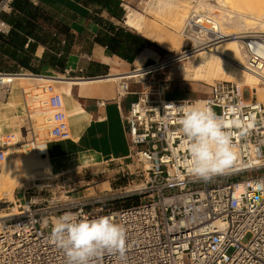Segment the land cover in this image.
I'll use <instances>...</instances> for the list:
<instances>
[{
  "label": "built area",
  "instance_id": "built-area-1",
  "mask_svg": "<svg viewBox=\"0 0 264 264\" xmlns=\"http://www.w3.org/2000/svg\"><path fill=\"white\" fill-rule=\"evenodd\" d=\"M12 2L0 1L2 36L11 31L1 14L11 12ZM216 15L193 10L183 22L185 48L180 55L132 71H143V76L129 78L130 72L115 80L117 101L129 94L131 83L142 86L122 117L129 141L127 159L142 165L135 178L115 195L77 199L71 204L51 202L48 207H38V202L32 200L18 206L13 203L17 215L0 218V264H66L63 251L50 239L55 221L66 213L89 219L110 216L124 227L123 258L105 251L94 257L92 264H264V103L257 101L248 86L235 82L210 86L203 104L218 109V115L225 116L229 124L243 120L247 128H232L234 163L205 181L190 175L181 163L188 157V150L177 123L180 114L172 107L195 100L165 98L167 80L153 75L198 51L234 40L244 53L242 68L264 87V32L223 33ZM31 75L49 79L40 86L44 99L37 100L50 113L49 138L69 140V123L57 79ZM246 89L248 101L243 99ZM232 105H239L238 116L230 111ZM26 121L22 141L15 133L0 137V164L10 150L30 153L29 147H36L27 139L33 133L32 120L28 117ZM135 196L140 198L135 205L107 208L112 201Z\"/></svg>",
  "mask_w": 264,
  "mask_h": 264
},
{
  "label": "crops",
  "instance_id": "crops-1",
  "mask_svg": "<svg viewBox=\"0 0 264 264\" xmlns=\"http://www.w3.org/2000/svg\"><path fill=\"white\" fill-rule=\"evenodd\" d=\"M28 2L36 8L35 21L31 20L36 24V29L33 31V37L25 36L27 41L23 45V50L27 52L29 45L33 44L32 51L29 54L34 59L30 60L29 66L36 72L38 70H35L31 64L32 61L37 60L41 63L44 55L51 53L60 56L67 50L63 71H59L57 67H50L41 63L39 72L43 77L48 76L56 79L64 77L70 80L82 81L68 84V81L56 80L58 81L57 88L62 95L71 97L82 110L86 124L73 141V128L68 121L71 134L69 140L57 141L51 139L44 144V153L46 154L42 156L48 159L51 173V165L56 167V164L64 160H76L78 163H75L74 168H80L94 165L99 160L121 161L127 159L129 156V141L124 132L122 117L127 112L129 104L137 99V93L142 86L139 83H131L129 94L122 100L117 101L115 80L138 68L135 61L137 56L131 63L127 62L95 41L100 30L97 19L99 17L103 19L102 15L107 13L104 10L101 14L94 13L99 8L97 4L90 3L87 0H28ZM5 14L10 15L11 12ZM24 18L29 20L25 16ZM113 19L111 17L108 21L112 22ZM41 22L44 24L56 22L64 25V33L56 29V32L51 36L58 37L57 35H59V45L66 44V46L60 48L58 45V49L50 50L45 43H41L40 40L47 35L46 29L40 26ZM0 36L7 39L10 34ZM145 50L148 49L142 51ZM151 53L141 65L149 61H155L154 55ZM0 72L32 74L27 69L20 67L1 50ZM2 82L11 84L9 78H0V83ZM12 92V85L0 86V130L2 134H7L18 129L19 132L24 134L27 128L26 125L15 127L13 124L11 126L9 122L12 119L13 121H16L15 119L19 120L21 117V111L18 107L19 96L16 100V107H7L11 101ZM31 127L34 129L32 125ZM38 149L40 151L42 148L39 146Z\"/></svg>",
  "mask_w": 264,
  "mask_h": 264
},
{
  "label": "rangeland",
  "instance_id": "rangeland-1",
  "mask_svg": "<svg viewBox=\"0 0 264 264\" xmlns=\"http://www.w3.org/2000/svg\"><path fill=\"white\" fill-rule=\"evenodd\" d=\"M199 1L200 3L216 6L217 10L215 9V7L213 8L211 7L212 10L210 11V13H216L217 15H219L220 11L218 10L222 11V8H220L219 4H218L219 9H218L215 0H204V1L202 0L203 2L201 0H168V3L163 8L159 6V0H119L120 4L118 10H120V12L117 11V13L120 14V20L113 19L112 22L108 21L111 17L107 13L103 14L102 18L107 22H111L114 26L124 29L126 32L141 36L133 29L126 26L124 23L126 12L129 9L135 10L145 17V22L147 25H153L157 27L156 32L166 34V36L177 37L179 34H181V29L184 21L182 22L180 26L181 28L179 27L180 28L179 29L170 26L169 24L170 19L176 14V12H180L184 14L185 16L184 20H185L188 17V15L193 11V9L198 11L199 9L201 11H206V8L201 9L198 7L200 4ZM187 11L188 13H186ZM169 12L170 14H168ZM161 14L163 16L165 15L168 18L169 21L168 23L160 22L162 20V18H160L162 17ZM40 26L41 28L46 29L47 32L46 46L48 47V49L50 50H53L55 48L58 49V45L60 44L59 43L60 39H58L59 35H57L58 37H56L53 35L51 36V34L56 32V29L61 30L62 33H64L65 26L56 22L45 23V24L41 22ZM175 30L177 32L179 30L178 34ZM141 37L146 39V41L148 42L147 46L144 49H148L152 53H154L153 58L155 61L167 60L174 55L175 51H170L168 49L160 48L152 40L147 39L144 36ZM65 46L66 44L59 45L60 48H63ZM183 48H185V45H183L182 49ZM48 54L50 55L51 53ZM31 59H34V57L30 56V60ZM189 62L190 61L188 59H184L153 74L156 79L167 80L168 90L165 98L189 99V100L204 99L209 93L210 86L216 82H221L217 80V81H212L211 84H206L204 82H196L185 79V77H183L184 70L182 67L188 66ZM151 63H153V61H149L145 64H151ZM31 64L34 66L35 70H38L36 73L40 74L39 69L41 63L35 60L32 61ZM137 66L141 67L143 65L140 64L139 66L137 64ZM33 75H37V74H33ZM18 84L19 85L16 86L13 90H15L18 93V96L20 97L18 99L19 101L18 107L20 108L19 111H21L20 112L21 117L19 120L15 119L16 121H13L12 119V121L9 122L11 126L13 124V126L15 127L19 125L27 126L26 120L28 117H30L34 129L32 134L27 135V139L30 141L29 143L34 142L36 147L33 148L32 146H30L29 147V149L31 150L30 153L24 152L23 149L10 150L8 152V157L6 158L4 163L2 165L0 164L1 165L0 172L4 170L7 165H14L17 162L18 156L24 157L33 154L42 156L43 154H46L44 153V144L51 140L48 136V126H49L48 119L50 118L49 111L47 110V108L41 106L42 110L45 109L46 112L48 111L47 114H43V115L32 114L33 110H35L34 109L35 102L30 101V98L32 96L27 97V94L23 93L25 91L31 90L32 86L35 83L26 84L19 82ZM9 85L7 84L5 86H9ZM242 86H248L251 88V86L249 85H242ZM261 88L264 89V87ZM35 93L36 95L40 96L42 100L44 99L42 97L43 95L40 87ZM62 96L64 97V95ZM243 99L245 101H248L250 99V94L247 89L244 90ZM14 106L16 107V105ZM67 106H68V101L66 100L65 107L67 108ZM66 110L73 112L72 109L70 110L67 108ZM214 111L217 114L220 113L218 109H214ZM75 114H77L79 121L84 122V118H83L84 115L82 113H75ZM11 133H15L16 137L20 141H22V139L20 138L23 139L25 138L21 132L18 133L17 131H12ZM2 135L3 134L0 130V137ZM39 146L42 148L40 149V151L38 149ZM19 151L20 154L17 155V152ZM75 163L77 164L78 161L64 160L62 162H59V164H56V167L51 165L52 174H49L47 176H37L38 178L35 177L34 179L36 180L31 182H25L22 184L21 182L15 183L14 187H11V189L8 190L7 196L3 199H0V215H3L4 213L12 212L14 210L13 203H15L16 206H18L19 204L23 205L24 203H28L30 200L38 202L37 205L38 207H48L49 205H51V202H59V204H62V202H66L71 204L75 202L77 199H89L94 196L107 195V194L115 195L118 194L121 189L127 186V184L131 182L132 179L135 178L136 170L142 168V165L136 163L131 159H125L121 161L99 160L94 165L88 167H80V168H74ZM260 174L263 173H258V175ZM216 183L219 182H215L214 184ZM66 197H68V199H66ZM11 198H14L13 202H11ZM5 199L6 200L8 199L9 201L4 203Z\"/></svg>",
  "mask_w": 264,
  "mask_h": 264
},
{
  "label": "bare ground",
  "instance_id": "bare-ground-1",
  "mask_svg": "<svg viewBox=\"0 0 264 264\" xmlns=\"http://www.w3.org/2000/svg\"><path fill=\"white\" fill-rule=\"evenodd\" d=\"M215 3L217 4V6L219 4L220 8H222V11L218 10L220 11L219 15H216L218 16L217 18L219 19L221 32L223 33L240 32V31L264 32V21H263L264 0H215ZM198 7L201 9L206 8V11L208 12H210L213 7H215V9L217 10L216 6L204 4V3H200ZM186 13H188V11ZM168 14H170V12ZM160 18H162V20L160 21L161 23L169 22L168 18L165 15L164 16L162 15V17ZM184 18H185L184 14L180 12H176V14L170 19L169 24L173 28H179L182 22L184 21ZM124 23L126 26L133 29L141 36H144L145 38L152 40L160 48L168 49L170 51H175L174 53L175 56L181 54V50L184 45V38L182 34H179L177 37H174V36H166V34L158 33L156 32L157 27L153 25H147L145 22V17L142 14L138 13L137 11L131 9H129L126 12ZM150 52L151 51L148 50L141 51L136 57L135 60L136 63L140 66V64L143 63V61L150 54ZM186 59H188L190 62L188 63V66L182 67L184 70L183 77H185V79L196 82H204L206 84H211L212 81L218 80L221 82H235L237 84L239 83V85L241 86L249 85L251 86L253 93L256 95L257 101L259 103H264V89L260 87L254 76L247 73L242 68V66L245 65V58H244V53L242 52L240 48V44L238 42H235L234 40H228L216 45L212 49H205L198 51ZM142 72L143 71L131 72L130 75L128 76H130L129 78L139 77L143 75L141 74ZM0 78L2 79L9 78L11 80V84L2 82L0 83V85L10 84L12 85L13 89L19 85L18 84L19 82L26 84L35 83L32 86L31 90L23 92L27 94V97L32 96L30 98V101L35 102V108H34L35 110H33L32 114L43 115L48 113V111L46 112L45 109L43 110L41 109V105L37 101L41 97L36 95L35 92H37L38 88L42 85L41 83L44 84L49 79L38 76H32L29 73L8 74V75L0 74ZM57 79L68 81V84L69 83L75 84L77 82L78 83L82 82L80 80H70L64 77ZM11 95H12L11 101L9 104L7 103L8 108L15 107L14 105H16V100L18 98V93L15 90H13ZM42 97L44 98V96ZM64 97H63L64 107L66 106V100H67L68 101L67 108L70 110L72 109L73 111L70 112L69 110H66V114L68 121L73 128L72 140L74 141L78 136V134L83 129L84 125L86 124L85 120L84 122L79 121V118L75 113H82V114L84 113L71 97L65 95ZM202 101L203 99L195 100V102L203 103ZM67 108L65 107V109ZM15 131L19 133L18 129H16ZM3 163L4 162H2L1 165ZM49 174L52 173L49 167L48 159L46 157L37 154L24 156V157L18 156L17 162L14 165H7L6 168L0 172V199H3L7 196L8 190L11 189V187H14L15 183L21 182L22 184L25 182H31L36 180L34 178L37 176H47ZM13 200L14 198H11V202H13ZM8 201H9L8 199L7 200L5 199L4 203ZM13 208L14 210L12 212L4 213L3 215H0V218L17 215V211L15 210V207Z\"/></svg>",
  "mask_w": 264,
  "mask_h": 264
},
{
  "label": "clouds",
  "instance_id": "clouds-1",
  "mask_svg": "<svg viewBox=\"0 0 264 264\" xmlns=\"http://www.w3.org/2000/svg\"><path fill=\"white\" fill-rule=\"evenodd\" d=\"M167 3L168 0H159L162 8ZM172 107L180 114L177 123L188 150V157L181 163L189 174L208 181L231 167L235 160L232 128L246 130L247 124L243 120L229 124L225 116L201 102L185 101ZM230 111L238 116L239 105L230 106ZM50 239L63 251L66 264H92L93 258L105 251L119 253L123 258L126 232L110 216L89 219L66 213L58 217Z\"/></svg>",
  "mask_w": 264,
  "mask_h": 264
},
{
  "label": "trees",
  "instance_id": "trees-1",
  "mask_svg": "<svg viewBox=\"0 0 264 264\" xmlns=\"http://www.w3.org/2000/svg\"><path fill=\"white\" fill-rule=\"evenodd\" d=\"M90 3L97 4L98 9L94 11L96 14H101L104 10L107 14L120 20L119 0H87ZM12 10L10 15L5 13L1 14V19L8 23L12 30L10 36L7 39H3L0 36V50L14 60L20 67L27 69L32 74L36 73L30 66V52L32 51L33 44L29 45L27 52L23 50V45L27 41L25 36H32L33 31L36 29L35 21L36 8L29 4L28 0H13ZM23 16V18H21ZM27 17L29 20H26ZM32 20V21H31ZM97 23L100 26V30L97 34L95 41L104 45L110 52L118 57L132 62L134 58L147 46V41L141 36L126 32L124 29L114 26L111 22H107L101 18L97 19ZM14 30L18 31L15 32ZM23 33V34H20ZM41 43H47V35L44 39L40 40ZM67 50L60 56L46 54L43 57L42 64L57 67L59 71H63L65 67V61L67 57ZM48 60V61H47ZM1 73V72H0ZM139 202V197L135 196L123 200H115L108 204L109 210H117L124 207L135 205Z\"/></svg>",
  "mask_w": 264,
  "mask_h": 264
},
{
  "label": "water",
  "instance_id": "water-1",
  "mask_svg": "<svg viewBox=\"0 0 264 264\" xmlns=\"http://www.w3.org/2000/svg\"><path fill=\"white\" fill-rule=\"evenodd\" d=\"M1 1V0H0Z\"/></svg>",
  "mask_w": 264,
  "mask_h": 264
}]
</instances>
